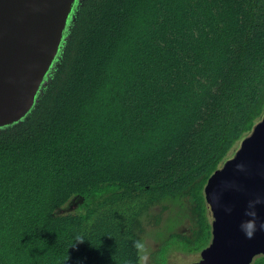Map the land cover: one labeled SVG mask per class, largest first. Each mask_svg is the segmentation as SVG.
Returning <instances> with one entry per match:
<instances>
[{"label": "trees", "instance_id": "16d2710c", "mask_svg": "<svg viewBox=\"0 0 264 264\" xmlns=\"http://www.w3.org/2000/svg\"><path fill=\"white\" fill-rule=\"evenodd\" d=\"M263 110L264 0H81L36 102L0 127V264H142L143 213L182 199L190 234L148 262L201 249L203 185Z\"/></svg>", "mask_w": 264, "mask_h": 264}, {"label": "water", "instance_id": "95a60500", "mask_svg": "<svg viewBox=\"0 0 264 264\" xmlns=\"http://www.w3.org/2000/svg\"><path fill=\"white\" fill-rule=\"evenodd\" d=\"M79 2L0 0V127L19 121L36 102ZM238 145L203 187L213 219L210 250L199 264H249L264 254V111Z\"/></svg>", "mask_w": 264, "mask_h": 264}, {"label": "rangeland", "instance_id": "374dc122", "mask_svg": "<svg viewBox=\"0 0 264 264\" xmlns=\"http://www.w3.org/2000/svg\"><path fill=\"white\" fill-rule=\"evenodd\" d=\"M73 17L74 15L71 17L70 22ZM45 84L46 81L44 82V85ZM188 207H190L189 204L182 199L179 200L178 203H171L168 207L164 206L161 208L160 206H152V208H149L143 213V218L140 222L143 226L142 233L140 235V244L143 245V248H140V263L148 264L149 262L147 259L149 253L155 250L157 246L167 239L169 234H190L192 225ZM198 258V253L187 252V254H185L180 251L170 250L166 256V263L194 264L195 259L197 260ZM199 263L200 261L197 260L196 264Z\"/></svg>", "mask_w": 264, "mask_h": 264}, {"label": "clouds", "instance_id": "9594fccd", "mask_svg": "<svg viewBox=\"0 0 264 264\" xmlns=\"http://www.w3.org/2000/svg\"><path fill=\"white\" fill-rule=\"evenodd\" d=\"M49 76V75H48ZM47 76V77H48ZM47 79V78H46ZM264 111V110H263ZM259 121V120H258ZM258 121H256L255 123H257ZM254 123V124H255ZM254 124H253V126H254ZM253 126L251 127V129H250V131L246 134V135H244L241 139H239V141H238V143L235 145V147H234V150H233V152H232V154H230V156L227 158V159H229V158H231L232 156H233V154H234V152L236 151V149H238V144H239V142L243 139V138H245V137H247V136H249L250 134H251V132H252V128H253ZM226 159V160H227ZM224 163V161L222 162V164ZM222 164L219 166V167H217L216 169H219V168H221V166H222ZM238 169H242V165H237L236 166ZM216 169H214V170H216ZM213 170V171H214ZM212 171V172H213ZM211 172V173H212ZM210 173V174H211ZM209 176V175H208ZM206 182V181H205ZM205 184V183H204ZM203 187H204V185H203ZM202 194H203V199H204V202L206 203V205H207V208H208V214H207V222H208V224H209V230H208V238H207V241H206V243H205V246L204 247H202L201 249H199V250H197V251H189L190 253H198L199 254V258L197 259L198 261H200V260H202V258H201V252H203V253H205L206 251H208V250H210L209 249V246H210V240H211V221H212V215H211V211H210V208H209V205H208V203L206 202V200H205V197H204V192H203V188H202ZM259 201H256V203H258ZM189 208V207H188ZM253 216H254V213L252 214ZM251 223H252V227H253V230L255 229V221L253 220V221H251ZM192 225V228H193V223L191 224ZM260 227L262 228V229H264V223H261V225H260ZM83 241H84V239L83 238H77L76 240H75V242H77V243H83ZM72 246H74V243L72 244ZM136 247L137 248H143V245L142 244H140V243H137V245H136ZM180 252H182V253H185V254H187V252H184V251H180ZM259 255H263V254H259ZM258 256V255H257ZM254 257H256V256H253L252 257V259H251V261L253 260V258ZM197 260L195 259V263L197 262ZM194 263V264H195ZM251 263V262H250ZM249 263V264H250Z\"/></svg>", "mask_w": 264, "mask_h": 264}, {"label": "flooded vegetation", "instance_id": "af4514ba", "mask_svg": "<svg viewBox=\"0 0 264 264\" xmlns=\"http://www.w3.org/2000/svg\"><path fill=\"white\" fill-rule=\"evenodd\" d=\"M67 207H69V205H67ZM147 260H149V257H148V259ZM150 264V263H149Z\"/></svg>", "mask_w": 264, "mask_h": 264}, {"label": "bare ground", "instance_id": "6f19581e", "mask_svg": "<svg viewBox=\"0 0 264 264\" xmlns=\"http://www.w3.org/2000/svg\"><path fill=\"white\" fill-rule=\"evenodd\" d=\"M66 44V43H65Z\"/></svg>", "mask_w": 264, "mask_h": 264}]
</instances>
